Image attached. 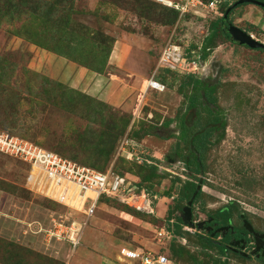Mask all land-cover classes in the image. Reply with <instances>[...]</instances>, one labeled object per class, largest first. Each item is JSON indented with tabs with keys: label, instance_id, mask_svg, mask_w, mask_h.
<instances>
[{
	"label": "rangeland",
	"instance_id": "374dc122",
	"mask_svg": "<svg viewBox=\"0 0 264 264\" xmlns=\"http://www.w3.org/2000/svg\"><path fill=\"white\" fill-rule=\"evenodd\" d=\"M220 1L216 11L193 10V14L172 25L156 22L109 0H61L48 12L31 10L16 19H0V131L69 159L67 150L73 147L75 154L74 150L81 147L79 136L90 145L94 142L90 133L103 128L94 119L124 115L128 120L126 127L106 167L96 170L83 166L98 172L115 170L134 187L140 182L149 196L158 193L152 203L156 209L154 216L103 199L95 204L92 216L87 217V208L95 200L92 194L83 197L71 190L59 197L52 190L30 191L26 183L29 164L0 153V264H49L39 256L59 264H139L122 256L121 251L142 250L171 259L169 249L173 243L183 246L199 261L207 262L195 244L193 230L182 228L181 232L189 234V238L174 237L171 230L167 233L175 222H167V210L178 199L179 187L188 181L197 184L200 177L204 184L195 211L215 213L218 208L237 205L239 209H231L233 224L242 212L257 231L264 233V51L217 38L208 58L198 60L211 24L226 3ZM65 17L69 26L63 28L60 24ZM227 22L251 31L254 39L264 44V11L260 7H237L228 15ZM71 32L85 40L80 47L82 65L69 59L67 49L58 42ZM103 37L114 40L113 44L100 48ZM169 43L180 46L185 54H194L197 60H189L181 72L159 71L155 79L164 85V91L143 94L161 49ZM119 47L124 55L116 64L112 56ZM103 76L124 90L120 95L127 98L129 106L116 108L99 99L103 86L97 78ZM189 76L217 89L213 95L215 106H208L221 122L209 138L206 171L202 174L189 172L176 155V151H181L186 158L187 153V146L180 139L181 119L188 116L187 125L192 122L187 132L189 138L210 119L200 108L188 109V97L192 95ZM43 77L62 85L50 92V102L46 103L39 99L37 90ZM69 90L80 92L82 98ZM74 98L82 101V109L67 106ZM201 99L202 105H207L203 96ZM197 112L199 118H195ZM197 119L201 124L195 126ZM169 120L172 121L165 128L163 124ZM138 130V137H132ZM123 142L124 148L120 150ZM87 147L80 157L90 160L99 156L97 147ZM170 157L176 161L168 162ZM151 165L157 167L158 177L146 183L142 179L150 173ZM169 188L170 195L164 196ZM72 222L78 230L74 237L79 238L74 249L67 242L69 232L62 231ZM58 225H62L59 233L65 239L49 240L47 231L57 230ZM161 230L164 237H158ZM232 259L227 264H263ZM193 262L188 258L179 264Z\"/></svg>",
	"mask_w": 264,
	"mask_h": 264
},
{
	"label": "trees",
	"instance_id": "16d2710c",
	"mask_svg": "<svg viewBox=\"0 0 264 264\" xmlns=\"http://www.w3.org/2000/svg\"><path fill=\"white\" fill-rule=\"evenodd\" d=\"M112 1L113 3H117L122 5V7H126L129 8L133 11H138L141 14L145 15V16H150L153 20H155L156 22H162L166 25H172L178 17L177 12H175L174 10H171L169 8L163 7L157 3H155L152 0H148L147 2H143L142 0H109ZM204 1H211V0H204ZM226 1V3H224ZM223 1V7L220 10V14L218 13L219 17L218 19L213 22L211 24V28H210V32L208 34V36L205 38L204 43L200 49V51L198 52V60L200 61H205L208 56H209V52L211 49H213L215 47V41L217 38H221L225 41L231 42L229 35L226 32V22L223 21V16L225 9H227L228 5H230V0H225ZM260 1L262 3H264V0H257ZM233 2H236V0H233ZM232 2V3H233ZM61 3V0H0V19L4 18L5 16L8 17H12L13 19L19 18L23 15H27L34 11H39V10H43L44 12H48L51 11L52 9L54 10V7L56 5H59ZM243 5L246 4H242V5H238L237 7H241ZM248 5V4H247ZM236 7V8H237ZM235 8V9H236ZM234 10V9H233ZM232 10V11H233ZM232 11L229 13L231 14ZM263 11V10H262ZM162 14V15H160ZM59 21H62V17L59 18ZM60 26H62L63 28H66L69 26V19L65 17L64 21H63V25L60 24ZM84 28V27H83ZM249 33H252L251 31H247ZM84 38L82 39V35L79 37H75L73 35V32H71L68 37H64V38H60L59 39V43H62L64 45V47L67 49V54L69 55V59H71L72 61L79 63L80 65H82V53L80 50V47L82 48V43L84 42ZM114 40H112L111 38L108 37H103L102 42L100 41V45L99 47H103L104 44H113ZM233 43V42H231ZM101 52H103L104 50H100ZM260 51H264V50H260ZM193 55V56H192ZM186 57L189 60L195 59L197 60L196 56H194V54H191L190 52H188L186 54ZM103 63V62H101ZM166 73H172L169 71H163ZM189 81L188 84L192 85V95H190L188 97V109L192 110V109H197L200 108L202 110H204L209 116L212 117V110L208 107V105L211 106H215L216 104V98H213V95L216 92V86H208L205 83H202L201 81H199V79L194 78V76H189ZM157 78V76H156ZM157 80V79H156ZM158 81V80H157ZM162 81V79H161ZM185 87H187V83L185 84ZM62 88V85L54 82L52 80H49L48 78H41L40 82H39V87H38V91H39V95L41 98H39L43 103L46 102H50L49 99H51V95L52 93H50L51 91L55 90L57 91V89ZM72 93H75L77 96H79L80 98H82V94L80 92H74V90H69ZM64 92H61V96H64ZM204 97L205 102L207 105H202V99L201 97ZM77 97V98H79ZM58 98V95H57ZM77 98L72 99L71 101L68 102V107L70 106H81L80 108L82 109V101H77ZM65 99L66 98H62ZM60 100V98H59ZM58 100V101H59ZM68 100V98H67ZM77 101V102H76ZM76 102V103H75ZM59 105V104H58ZM60 106V105H59ZM63 107L62 109H65L64 106H60ZM196 116L199 118L198 112L196 114ZM220 118L218 115H215L212 117V119H209L208 123H214L219 121ZM127 119L126 116H110L107 120H103V119H94L93 122L98 126H103V128L97 132L94 133H90L92 138H94V142L92 144H88L89 142L86 141L85 137H78L77 140L80 142L81 147L80 148H76L74 150V153L72 152L73 147H71L70 149L67 150V152H69V159L80 164V165H87V166H92V168L96 169V170H103L110 157L111 154L114 150V145L117 141V139L119 138V136L122 134V132L124 131V128L126 127L127 124ZM172 120L166 121L163 126L165 128H167L169 126V124L171 123ZM206 122L205 125H201L200 128L197 130L198 132L204 128H206L205 126H207L208 124ZM201 121L199 119H197L195 126L200 125ZM179 127L181 128L180 131V139L181 141H183V144H185L187 146V153H186V157L189 156L190 159L188 162H185V155L181 152V151H176V155L178 157H181L184 167L191 173L193 174H200L201 172L204 173L206 171V164H205V154L207 152L208 149V144H209V138H210V133H211V129H206L203 133L201 134H196L193 133V135H191V137L189 138V135L187 134L188 132V128L186 127V125L183 122V119H181L180 123H179ZM151 128L145 130V134L149 135ZM140 133V130L133 132L132 137L136 138L138 137ZM11 134V133H10ZM13 135V134H12ZM143 135V134H142ZM141 137V136H139ZM192 139V149L190 147V140ZM82 141L84 142V145L82 147ZM35 144V143H34ZM63 144V143H62ZM61 142L59 145H62ZM37 145V144H36ZM64 145V144H63ZM39 146V145H37ZM87 146H95L97 147V152L99 154V156H97L95 159H91L89 160V157H80L82 155V150L88 148ZM41 147V146H39ZM43 148V147H41ZM45 149V148H43ZM47 150V149H46ZM59 151V150H58ZM65 150H62L61 152H63ZM56 153V152H54ZM196 153V154H195ZM57 154V153H56ZM59 155V154H58ZM61 156V155H59ZM63 157V156H61ZM89 160V161H88ZM89 162L90 163L89 165ZM115 164V163H114ZM148 169L150 170V173L143 177L142 181L144 182H151L153 179L157 178L158 176L156 175V170L157 167L156 166H148ZM114 170V169H113ZM114 172L116 174L117 173L115 170ZM120 175V174H119ZM122 176V175H121ZM161 178V177H160ZM199 180V179H198ZM198 182V181H197ZM204 184V183H203ZM138 187L137 192H139L142 189H145L142 184L139 182L135 184ZM196 188V183L193 182H186L184 183L183 186L179 187L178 190V199L176 200V202H174V204L168 208L167 210V217L166 220L167 222L171 223V220H174V224H173V229L168 228L167 233L170 234V230L173 233L174 237H183V235H186L187 238H189V234L187 233H182V228L184 227L181 219L179 218V216H176L175 213L180 211L181 208L184 206V204H182V202H186L190 196L193 194V192L195 191ZM147 192H149L147 189H145ZM170 190L171 188H169L166 192H164V196H169L170 195ZM152 197L156 195H158V193L154 192L153 193H149ZM202 196V191H200L197 196L194 199V203L198 202L199 199ZM108 200V201H114L117 202L119 204H121L119 202V200L117 198H112V197H108V196H102L99 198L98 202H101V200ZM156 199L153 200V203H155ZM123 205V204H121ZM154 206V204H152ZM124 206V205H123ZM204 206V205H203ZM202 206V209H203ZM126 207V206H125ZM128 208V207H126ZM154 208V212L156 211L155 206ZM236 208L233 204L229 205L228 210H224L223 213L217 212L215 214L216 217H222V215H225V221L227 223V221L229 219H231L232 217V213H231V209ZM130 209V208H128ZM132 210V209H130ZM134 211V210H132ZM136 212V211H134ZM138 213V212H137ZM142 214V213H140ZM151 216V215H148ZM154 216V215H153ZM194 240H195V244L200 247L201 252L200 255H203L205 257L206 261H202V260H198V258H196L195 256H191L189 254L188 251H186L184 249V247L182 246H175V244L173 243L170 246L169 252L171 255V261L173 262V264H179V263H184L187 262V259H191L194 260L193 264H225L224 261L222 260L223 257H225V253L222 250L218 251L215 249L214 251V246L211 242L209 241H204L202 239H199L197 237L194 236ZM214 251V252H211ZM230 257V255H228ZM39 258L41 259H45L49 264H59L57 261L52 260V259H46L42 256H39ZM234 259H236V261H245L239 257L233 256ZM7 264V263H4Z\"/></svg>",
	"mask_w": 264,
	"mask_h": 264
},
{
	"label": "built area",
	"instance_id": "2783aa9c",
	"mask_svg": "<svg viewBox=\"0 0 264 264\" xmlns=\"http://www.w3.org/2000/svg\"><path fill=\"white\" fill-rule=\"evenodd\" d=\"M152 1L177 12L178 21L190 16L197 9L208 10L209 12L216 11V5L221 3L220 0H211L209 2L204 0ZM187 63L186 54L180 46L171 43L165 45L158 55L151 77L145 81L144 91L155 90L159 93L163 92L165 89L164 85L155 79L159 71L181 72ZM124 144L123 142L120 145V150H123ZM0 153L29 164L30 169L26 183L30 191L52 190V194H58L59 197L61 193H67L71 190H75L79 196L83 197L86 194H92L95 200L94 204H90L87 208L85 213L87 217L92 216L95 204L102 196L117 198L121 204L136 212L154 215L152 203L156 197L149 196L143 190L137 192V187H134L129 181L127 182L126 177L113 173L111 169L106 172H98L3 131H0ZM51 199L54 200V198ZM75 225L76 223L72 222L70 226L64 227V230L61 229L66 233L69 232L67 242L72 249L79 244V238L74 237L78 231L74 228ZM61 226L58 225L55 231L52 229L47 231L49 240L56 239L60 241L61 238L65 239L59 233ZM165 234L167 235L166 232ZM158 237H164L163 230L158 233ZM130 251L123 250L121 254L125 258L136 260L139 264H173L165 254Z\"/></svg>",
	"mask_w": 264,
	"mask_h": 264
},
{
	"label": "flooded vegetation",
	"instance_id": "af4514ba",
	"mask_svg": "<svg viewBox=\"0 0 264 264\" xmlns=\"http://www.w3.org/2000/svg\"><path fill=\"white\" fill-rule=\"evenodd\" d=\"M225 22L227 25V20ZM193 110L194 109H192L191 111ZM215 115L217 114L212 111V117ZM212 117L210 116V119H212ZM195 118H193L191 121H194ZM187 119L188 116L186 119H183V122L188 128L189 124H192V122L190 121L191 123H188L187 125ZM220 122L221 121L219 120L214 123H208L207 126L209 127L207 129H211L212 133L213 131L218 129L217 125ZM167 159L168 162L172 163L176 161L172 157ZM189 159L190 157L187 156L185 158V162H188ZM191 196L185 202V205L181 208V210L187 205L188 201L191 199ZM194 205L195 203L193 200L191 205V211L192 223L194 224V228L191 230L194 231L195 237L204 241L211 242L217 251L218 249L224 251L226 256L223 257V261L225 264H227L230 260H233V256L239 257L245 261L255 260L264 264V233L257 231L255 227L247 220L244 213H239L237 223L233 224L234 220H232V218L229 219L226 223L225 215H222V217H216L215 214L217 212L223 213L224 210H228V207L218 208L217 210H215L217 211L215 213H200L195 211ZM235 207L239 209V206L235 205ZM241 215H243V218L241 217ZM244 220H246L252 226L254 232L257 235L250 234L246 231L243 225ZM228 255H230V257Z\"/></svg>",
	"mask_w": 264,
	"mask_h": 264
},
{
	"label": "water",
	"instance_id": "95a60500",
	"mask_svg": "<svg viewBox=\"0 0 264 264\" xmlns=\"http://www.w3.org/2000/svg\"><path fill=\"white\" fill-rule=\"evenodd\" d=\"M242 4H251V5H255L260 7L263 11H264V3L257 1V0H237L236 2L232 3L227 10L225 11L224 15H223V21L225 22L228 18L229 13L235 9L238 5H242ZM226 32L229 35L230 41L233 43H236L240 46H245L249 49L252 50H264V44L255 40L254 37L228 23L226 26ZM209 126H207L206 128L200 130L199 132H197L196 134H201L203 133ZM190 147L192 148V139L190 140ZM202 174V172L200 173ZM203 189V179L202 177L199 178L197 184H196V188L195 191L193 192L191 199L188 201L187 205L180 211L179 213V218L181 219V222L183 224L184 227H188L190 229L194 228V224L192 223V211H191V205L193 200L195 199V197L197 196V194ZM241 217L243 218V215H241ZM243 225L244 228L246 229L247 232H249L250 234H254L257 235L252 226L246 221H243Z\"/></svg>",
	"mask_w": 264,
	"mask_h": 264
},
{
	"label": "crops",
	"instance_id": "0c3cea01",
	"mask_svg": "<svg viewBox=\"0 0 264 264\" xmlns=\"http://www.w3.org/2000/svg\"><path fill=\"white\" fill-rule=\"evenodd\" d=\"M122 52L123 51L121 50V47H119L118 51L115 52L114 55L112 56V59H114L116 64L117 63L119 64V62L122 60V57L124 55ZM101 81H102V86H103L102 87L103 90L101 91L102 97L99 98L101 101L108 103L109 105H112L116 108H121V109L126 108L127 106L130 105L129 102L126 101L127 98H122L120 95L121 90H123V89H120V88L118 89V87L116 88V84L112 83V81L110 79L105 78L104 76H103V78L102 77L97 78V83H101ZM148 92L159 93L155 90H147L146 92L143 90V94H147ZM140 251H142V250H140ZM149 253H151V252H149ZM92 258H93V256L91 257V259ZM128 260L137 262L134 259L128 258ZM82 264H85V262L82 261ZM86 264H91V262L86 263Z\"/></svg>",
	"mask_w": 264,
	"mask_h": 264
},
{
	"label": "bare ground",
	"instance_id": "6f19581e",
	"mask_svg": "<svg viewBox=\"0 0 264 264\" xmlns=\"http://www.w3.org/2000/svg\"><path fill=\"white\" fill-rule=\"evenodd\" d=\"M139 213V212H138ZM143 214V213H142ZM146 215V214H145Z\"/></svg>",
	"mask_w": 264,
	"mask_h": 264
}]
</instances>
